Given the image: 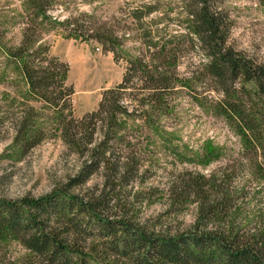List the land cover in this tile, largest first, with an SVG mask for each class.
<instances>
[{"label": "trees", "instance_id": "obj_1", "mask_svg": "<svg viewBox=\"0 0 264 264\" xmlns=\"http://www.w3.org/2000/svg\"><path fill=\"white\" fill-rule=\"evenodd\" d=\"M178 1L183 16V31L178 33L159 26L160 20L144 21L156 10V3L129 11L131 31L138 32L140 42L137 54L129 57L121 50L125 33L119 29L124 27L77 10L58 19L50 13L66 11L61 0H23L22 37L7 54L18 65L27 95L53 110L63 142L84 156L70 186L85 182L98 170L109 191L119 183H128L142 159L143 129L154 131L161 126V119L173 110L175 95L203 80L211 81L212 89L221 96L214 104L217 113L242 135L241 167L264 181V61L229 44L228 17L214 0ZM54 26L67 38L95 42L116 60H125L121 81L103 90L97 107L79 118L72 113L74 90L66 83L68 64L52 55L50 45L43 42V36ZM192 52L201 59L194 65L189 61L194 70L183 75L179 67ZM30 118L23 112L15 127L25 147L41 139L36 133L26 137ZM249 152L252 158H248ZM178 183L183 192L194 194L202 203L219 187L202 177ZM105 198L99 194L83 200L65 190H55L38 198L0 199V240L17 239L32 254L28 264H90L85 253L69 244L61 227L50 225V218L58 215L75 232L104 240V247L124 257L126 264H264V232L246 238L216 232L162 236L129 220L110 218L106 213L109 199ZM212 203V212L225 207L221 202Z\"/></svg>", "mask_w": 264, "mask_h": 264}, {"label": "rangeland", "instance_id": "obj_2", "mask_svg": "<svg viewBox=\"0 0 264 264\" xmlns=\"http://www.w3.org/2000/svg\"><path fill=\"white\" fill-rule=\"evenodd\" d=\"M61 1L66 11L56 10L50 15L62 19L77 10L124 27L119 29L125 33L121 50L129 57L140 48L138 32L131 31L133 25L128 18L135 7L156 3V10L144 21L160 20L158 25L170 33L183 31L178 0ZM214 2L228 17L229 44L264 61V0ZM23 13V0H0V199L38 198L55 190H65L83 200L104 194V200L109 199L106 213L110 218L129 220L136 227L162 236L216 232L238 233L246 238L264 232V181L241 167L242 135L215 110L214 104L221 96L208 80L195 82L191 90L181 89L174 97L173 110L161 119V126L154 131L143 129L142 159L128 183H119L109 191L98 170L85 182L70 186L84 156L63 142L53 110L27 95L18 65L7 54L21 40ZM43 42L50 45L52 55L68 64L66 83L74 90V117L94 110L102 91L121 81L125 60H116L99 44L67 38L57 26L50 28ZM199 59L201 55L192 52L179 72L191 74L192 65ZM23 112L31 115L26 137L41 135L31 147L23 146L15 132ZM247 155L252 158L253 153ZM189 177L211 179L219 184L218 190H211L208 201L202 203L181 189L178 182ZM212 201L224 203L225 207L212 212ZM49 223L52 228L61 227L69 244L85 253L90 264H126L124 257L104 247V240L75 232L61 216L50 218ZM31 259V252L17 239L0 240V264H28Z\"/></svg>", "mask_w": 264, "mask_h": 264}]
</instances>
